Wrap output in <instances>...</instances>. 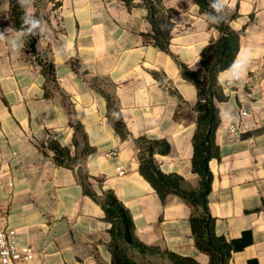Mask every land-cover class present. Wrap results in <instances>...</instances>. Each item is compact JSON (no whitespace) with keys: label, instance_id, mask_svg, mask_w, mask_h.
<instances>
[{"label":"crops","instance_id":"0c3cea01","mask_svg":"<svg viewBox=\"0 0 264 264\" xmlns=\"http://www.w3.org/2000/svg\"><path fill=\"white\" fill-rule=\"evenodd\" d=\"M164 3L177 11L168 51L145 39L151 25L143 7L129 9L121 0H35L34 14L48 27L37 51L54 65L53 80L25 42L19 51L11 48L14 32L0 41V181L14 180L11 193L0 186V198L18 243L35 250L27 264H113L111 223L83 181L98 197L115 193L145 244L209 264L193 237L192 206L173 193L163 201L139 168L136 139H165L170 151L154 155L161 170L181 175L183 188L200 186L192 168L198 94L181 65L198 71L203 49L219 31L194 0ZM234 13L239 50L256 54L248 83L222 86L226 70L218 75L225 98L217 101L220 156L209 161V209L216 233L240 246L230 264H264V0H228L225 15ZM8 27L17 29L10 0H0V31ZM107 96L125 122V136L113 127ZM242 109L249 114L236 139L228 127L240 122ZM77 123L91 153L82 152ZM48 140L68 147L78 161L58 163L42 146ZM112 149L116 155L107 154ZM122 166L126 172L119 174ZM127 252L138 262L173 264L154 252L131 246Z\"/></svg>","mask_w":264,"mask_h":264},{"label":"trees","instance_id":"16d2710c","mask_svg":"<svg viewBox=\"0 0 264 264\" xmlns=\"http://www.w3.org/2000/svg\"><path fill=\"white\" fill-rule=\"evenodd\" d=\"M129 9L140 6L147 10V20L151 25V32L145 34V39L162 51H168L172 37L174 23L173 16L177 11L167 7L164 0H121ZM202 13L208 11L209 0H194ZM18 0H10V14L17 29L21 26L23 15ZM39 18L38 13H35ZM237 17L234 13L220 26L210 25L219 31V37L211 41L201 53V68L192 72L181 65L183 77L194 83L197 88V101L195 109L198 112L196 129L193 136L192 168L200 177L198 189L183 188V177L175 172L166 173L161 170L155 160V153H167L171 146L165 139H149L142 135L136 139L139 168L141 174L153 185L161 199L173 193L181 196L192 206L190 224L197 247L208 254L209 264H230L233 251L239 249L235 240H227L216 233L215 218L209 209V193L211 190L212 173L209 161L220 156V148L216 142V130L220 123L219 107L217 101L225 98L223 88L218 81L220 72L228 69L239 51V34L232 29L231 21ZM40 19V18H39ZM39 36H31L25 41V47L36 56L38 63L43 67V73L51 80L54 79V65L44 60L37 51ZM109 118L116 131L125 136L126 125L117 108H113L112 100L107 96ZM113 108V109H112ZM76 130L82 132L84 140L83 154L93 151L87 143L86 134L82 125L77 123ZM47 143V144H46ZM42 144L54 152V159L63 165L69 166L76 163L79 156L71 157L69 148L61 146L54 140ZM81 178L83 174H80ZM85 178V177H84ZM85 192L101 203L107 221L111 223L110 231L113 236L111 243L113 264H147L133 260L127 252V246L136 248L141 253L154 252L161 257H168L173 264H201L195 258L183 256L158 246L147 245L135 234L132 215L115 193L108 189L98 197L83 181Z\"/></svg>","mask_w":264,"mask_h":264},{"label":"clouds","instance_id":"9594fccd","mask_svg":"<svg viewBox=\"0 0 264 264\" xmlns=\"http://www.w3.org/2000/svg\"><path fill=\"white\" fill-rule=\"evenodd\" d=\"M18 2L24 10L21 16L20 28L17 30L8 27L0 31V41L8 39V33H15V36L10 39L11 48L15 51H19L29 37L41 36L48 30L46 23L34 14L33 6L35 0H18ZM227 6L228 0H209L208 11L205 12L206 22L215 26L223 24L226 21L225 11ZM42 44L43 41H38V51ZM255 54L252 48H241L228 69H226L224 79L220 81L222 86L231 87L241 84L247 75L249 64L254 59ZM230 110L234 113L233 109L230 108Z\"/></svg>","mask_w":264,"mask_h":264},{"label":"built area","instance_id":"2783aa9c","mask_svg":"<svg viewBox=\"0 0 264 264\" xmlns=\"http://www.w3.org/2000/svg\"><path fill=\"white\" fill-rule=\"evenodd\" d=\"M248 83V80H244ZM249 114V111L242 109L240 112V122L231 123L228 127V132L236 139L242 138L243 128L241 126L242 118ZM108 155H116L117 149H112L107 152ZM126 168L120 167L119 174H124ZM0 186L8 193L14 190V180L9 178L6 181H0ZM35 250L31 245H20L17 240L16 232L8 226V217L3 208L0 198V264H27L33 259Z\"/></svg>","mask_w":264,"mask_h":264}]
</instances>
